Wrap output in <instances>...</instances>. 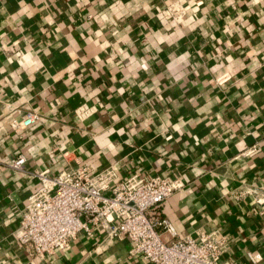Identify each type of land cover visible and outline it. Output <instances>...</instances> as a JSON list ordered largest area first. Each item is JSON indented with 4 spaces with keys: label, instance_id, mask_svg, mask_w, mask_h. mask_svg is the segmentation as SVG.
<instances>
[{
    "label": "crops",
    "instance_id": "1",
    "mask_svg": "<svg viewBox=\"0 0 264 264\" xmlns=\"http://www.w3.org/2000/svg\"><path fill=\"white\" fill-rule=\"evenodd\" d=\"M169 1L0 0V264H155L97 229L42 257L18 241L36 173L81 165L179 178L149 210L173 238L217 230L224 260L264 264V0Z\"/></svg>",
    "mask_w": 264,
    "mask_h": 264
},
{
    "label": "built area",
    "instance_id": "2",
    "mask_svg": "<svg viewBox=\"0 0 264 264\" xmlns=\"http://www.w3.org/2000/svg\"><path fill=\"white\" fill-rule=\"evenodd\" d=\"M166 14L179 20L185 7L179 0H170L165 6ZM226 74L218 76L222 82ZM93 106H79L80 117L93 111ZM39 119V113L30 109L12 122L16 130L29 128ZM254 146L244 150L251 153ZM25 156L19 153L11 166L21 168ZM39 185L28 196L16 230L17 239L37 255L44 256L57 248H64L79 231L92 234L100 230L106 238H129V254H138L155 264H243L236 260H224L225 236L217 230L199 232L195 238L176 235L175 226L166 217L149 213L183 182L179 178L161 175L144 176L114 182L117 172L107 166L92 174L87 165L63 169L49 174V168L36 173ZM258 203L264 197H257ZM161 229L173 239L165 240ZM252 262L260 256L247 252Z\"/></svg>",
    "mask_w": 264,
    "mask_h": 264
}]
</instances>
